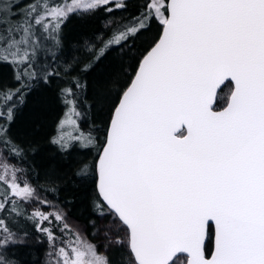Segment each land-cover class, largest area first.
Masks as SVG:
<instances>
[{
  "label": "snow or ice",
  "instance_id": "snow-or-ice-1",
  "mask_svg": "<svg viewBox=\"0 0 264 264\" xmlns=\"http://www.w3.org/2000/svg\"><path fill=\"white\" fill-rule=\"evenodd\" d=\"M109 3L34 0L21 13L20 0H0V61L31 67L35 27L54 32L69 12ZM153 15L163 32L114 105L97 164V207L125 231L129 264H264V0H147L143 18L108 45L146 27ZM226 81L232 90L216 111ZM16 171L0 162V209L10 197L35 195ZM213 227L209 258L205 240ZM39 230L54 242L50 229ZM0 233V247L14 242L3 220ZM57 256L59 264H108L78 234L75 246Z\"/></svg>",
  "mask_w": 264,
  "mask_h": 264
},
{
  "label": "trees",
  "instance_id": "trees-1",
  "mask_svg": "<svg viewBox=\"0 0 264 264\" xmlns=\"http://www.w3.org/2000/svg\"><path fill=\"white\" fill-rule=\"evenodd\" d=\"M61 1L49 0L52 4ZM32 2L20 0L17 11L22 13ZM116 3L124 6L116 8L110 1L108 6L70 12L54 32L35 27L40 42L31 67L0 61V127L6 129L0 136V149L19 168L36 195L27 200L10 197L6 207L0 209V220L14 234V242L0 247V264L44 263L50 241L48 234L39 230L38 216H34L40 200L56 208L75 225L74 230L80 229L93 238L101 214L97 205L102 203L96 162L106 141L112 111L163 26L153 15L146 27L120 43L108 45L115 34L143 18L147 0ZM25 69L34 72V77L24 76ZM18 73L20 80L16 79ZM65 89H71V94ZM223 92L219 105L225 99ZM54 222L52 230L60 232L62 223ZM212 239L213 228L207 252L212 248ZM128 252L127 244L114 246L107 256L108 264H123Z\"/></svg>",
  "mask_w": 264,
  "mask_h": 264
},
{
  "label": "rangeland",
  "instance_id": "rangeland-1",
  "mask_svg": "<svg viewBox=\"0 0 264 264\" xmlns=\"http://www.w3.org/2000/svg\"><path fill=\"white\" fill-rule=\"evenodd\" d=\"M122 1L123 0H115V2H122ZM81 2L88 3V2H93V0H81ZM75 3H76V0H62L61 3L59 4L75 6ZM76 10H85V9L79 8ZM35 39L37 42L36 48H35L36 50L37 48H39L38 43L40 42V40L37 36H35ZM0 162H7L11 168L17 169L18 170L16 171L17 182L21 186H23L24 183H27L33 189L32 185L21 174L19 168L7 160V158L3 155L1 149H0ZM35 197L36 195H34V197L32 198H35ZM39 206L40 207H37V209L35 210V213L40 212L48 216V220H43L40 218V216H38L41 228L50 229V231L54 234V237H55L54 242H50L48 253L45 257L43 264H59V261L62 258L57 256L58 249L61 247H66L70 243L72 246H75L77 234L81 238L87 240L90 244L95 245L98 255H101L106 258L111 248H113L114 246H120V245L127 244V236H126L125 231L115 222L114 217L107 209L104 210L103 215L99 214L97 226L92 233L93 238H89L80 229L74 230L75 225L71 223L70 221L65 220L62 214L59 213V211H57L56 208L50 206L48 202L40 200ZM57 214H59L63 219L60 220V222L62 223V225L59 227L60 232L55 233L52 230V228L56 226V223L54 221H57V220L53 217H56ZM43 224H45V226H42ZM65 225H67V227H65ZM0 234L3 235V233H0ZM118 239L122 243L120 244L115 243V241ZM182 259L183 257H181V260ZM123 264H129V252L126 254Z\"/></svg>",
  "mask_w": 264,
  "mask_h": 264
},
{
  "label": "water",
  "instance_id": "water-1",
  "mask_svg": "<svg viewBox=\"0 0 264 264\" xmlns=\"http://www.w3.org/2000/svg\"><path fill=\"white\" fill-rule=\"evenodd\" d=\"M162 32H163V26H162V30H161L160 35L162 34ZM160 35H159L158 39L153 43L152 46H154V44L159 40ZM152 46H151V47H152ZM151 47H150V48H151ZM150 48H149V49H150ZM149 49H148V50H149ZM148 50H147V51H148ZM147 51H146V52H147ZM146 52H145V53H146ZM144 55H145V54H144ZM144 55H143V56H144ZM143 56H142V58H143ZM142 58H141V60H142ZM141 60H140V61H141ZM139 63H140V62H139ZM138 67H139V64H138ZM138 67H137V68H138ZM135 72H136V71H135ZM134 75H135V73H134ZM133 77H134V76H133ZM133 77H132V78H133ZM131 80H132V79H131ZM226 82H227V81H226ZM226 82H225V83H226ZM130 83H131V81H130ZM130 83H129V84H130ZM129 84H128V85H129ZM222 87H223V85H221V87H220L219 89H217V97H216V99H215V101H214V103H213L214 110H216V111H220V110H222V108L226 107V105H225V106L222 107V108H215L216 103H217V99H218V93H219V91H220V89H221ZM125 89H126V88H125ZM117 103H118V102H117ZM110 121H111V120H110ZM109 125H110V122H109ZM109 125H108V128H109ZM107 136H108V130H107ZM107 136H106V139H107ZM105 142H106V141H105ZM104 144H105V143H104ZM103 146H104V145H103ZM102 151H103V148H102L101 152H102ZM101 152H100V153H101ZM99 159H100V154H99V156H98V158H97L96 167H97V164H98ZM97 175H98V173H97ZM98 180H99V177L97 178V185H98ZM208 238H209V236H208V237L206 238V240H205V252H206V255L210 258V257H211V254H212V252H213V250H214V245H215V229H214V227H213V239H212V240H213V244H212V248H211V250H210L209 252H207V250H206V243H207V241H208Z\"/></svg>",
  "mask_w": 264,
  "mask_h": 264
},
{
  "label": "flooded vegetation",
  "instance_id": "flooded-vegetation-1",
  "mask_svg": "<svg viewBox=\"0 0 264 264\" xmlns=\"http://www.w3.org/2000/svg\"><path fill=\"white\" fill-rule=\"evenodd\" d=\"M231 90H232V84H231L230 82H226V83L223 85V87L220 89L219 93H218V99H219V97L222 96V92L224 91L223 93H224V97H225V99L223 100V102H222L221 105H219L218 103H216L215 108H222V107H224V106L226 105L227 100H228V98H229V96H230ZM227 92H228V93H227ZM218 99H217V101H218ZM218 105H219V106H218Z\"/></svg>",
  "mask_w": 264,
  "mask_h": 264
}]
</instances>
